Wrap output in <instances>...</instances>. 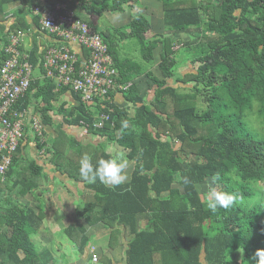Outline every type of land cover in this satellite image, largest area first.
<instances>
[{"label":"trees","instance_id":"16d2710c","mask_svg":"<svg viewBox=\"0 0 264 264\" xmlns=\"http://www.w3.org/2000/svg\"><path fill=\"white\" fill-rule=\"evenodd\" d=\"M18 1L30 9L35 0H0V22L4 21L2 6ZM139 1L47 3L71 4L77 10L76 19L96 31L90 17L122 13L126 5ZM157 1L163 9L160 34L146 36L151 24L141 12L123 27L96 31L108 47L119 83L130 84L122 95L135 107L132 115L109 99L96 100V106L90 107L70 88L57 89L45 77V54L35 46L26 54L32 68L42 71V79L31 80L16 107L32 109L43 126L53 125L55 112L62 116L48 148L42 136L34 135L36 149L51 154L54 169L83 183L94 197L63 233L82 255L90 242L87 227L101 225L108 232V249L125 245L124 264H256V251L264 250V137L258 138L245 119L255 112L264 129V0ZM17 31L26 33V28L12 24L0 36ZM181 36L189 39L180 40ZM2 41L7 44L1 36ZM126 41H133L140 61L119 54ZM159 47L158 77L151 69ZM4 59L0 48V65ZM187 63L196 68L180 74L179 68ZM141 76L153 90L148 100L138 87ZM181 87L186 91H180ZM67 91L77 102L70 110L64 104L56 106ZM198 98L204 108L198 107ZM101 113L108 114L109 120L95 130L92 124ZM125 119L130 127L121 135ZM70 127L84 128L101 141L84 144L67 132ZM105 143L123 148L134 162L128 183L88 184L81 176L79 162L85 154L94 166L99 159L112 157L105 152ZM22 152L20 145L4 180L0 176V229L6 228L0 233V264H55L51 253L38 252L31 241L43 224L44 210L36 212L20 202L45 185L43 167L29 159L24 174L17 180L11 178ZM216 174L220 176L214 185L218 190L244 197L257 191L259 201L213 213L197 186ZM183 177L190 183L185 185ZM142 221H146L144 228ZM99 261L114 264L104 255Z\"/></svg>","mask_w":264,"mask_h":264},{"label":"crops","instance_id":"0c3cea01","mask_svg":"<svg viewBox=\"0 0 264 264\" xmlns=\"http://www.w3.org/2000/svg\"><path fill=\"white\" fill-rule=\"evenodd\" d=\"M62 4V3H56ZM54 4V5H56ZM48 5L47 0H35L30 9L25 8L22 2H12L2 6V15L4 16V21L0 22V32H6L12 24L18 23L20 26L26 28V36L23 39V43L20 46L22 54H28L30 49L34 46L38 48V52L42 55L50 48H63L66 47L78 55V58L81 61L88 59V51L76 44L73 41H66L50 35L47 32L43 31L40 27L38 16L34 15L32 8L36 6ZM68 10L73 13H76L75 7L66 6ZM137 12L144 14L150 24H151V35L146 36L151 38L154 34H160L164 30L163 25V9L162 4L157 0H140L135 6L126 5L124 12L122 13H111L105 12L102 17L95 18L90 17L91 22L93 23L96 31L104 30L108 27L119 28L127 25L133 15ZM34 21H36L34 23ZM9 35L7 34L2 37H5L6 42L8 43ZM0 36V38H1ZM5 42H0V48L5 47ZM137 49L134 48L133 41H126L122 43L120 47L119 54L122 57H128L132 59H139L136 56ZM42 55V56H43ZM160 57V47L154 51V65L157 68ZM137 61V60H136ZM140 61V60H139ZM151 71L159 77L157 72ZM35 73V74H34ZM33 79H42V71L39 68H33L32 80ZM139 83L140 93L146 95L147 100L152 98L153 90L149 88L148 80L145 76H141L137 79ZM64 104L67 110L72 109L77 105L76 100L73 98L71 92H65L59 99L56 106ZM113 105H116L120 108H125L132 115L134 113L135 107L127 102H125L122 94H115ZM33 111L32 109H30ZM30 111V112H31ZM61 115L58 112H55L53 115V125L44 126L45 135L42 134V142L46 144L45 148H48L53 140L54 129L61 121ZM74 128L73 133H71L78 141L87 144H97L101 141L98 137L91 136L87 133L84 128L71 127ZM78 128V129H77ZM50 137V139H49ZM49 139V140H48ZM34 133L31 129H27L24 140L21 144L23 152L21 154L20 160L14 169L11 178L12 180L19 179L24 172L26 171V166L30 159H35L43 167V172L46 175L45 185L41 186L34 194H27L25 197L20 198V202L23 205H28L33 208L36 212L39 208L44 210V220L43 224L36 234H33L34 240L39 244L40 248H37L38 252H49L56 259L55 264H89L90 262V253L94 251L98 253L99 256H107L112 260L114 264H124V250L125 245L120 246L114 250L106 248L105 251H101L95 244L96 239L107 238L108 244V232L101 226L96 225L93 227H87V234L90 237V242L87 248L84 251V254H80L75 248L70 245L67 239H63L62 242L58 240V233L64 231L69 225L73 224L77 219V213L79 210L83 209L87 203L94 201L93 193L84 187V184L81 182H74L69 179L66 175L58 173L52 163L50 162L51 154L46 153L45 150L35 151L34 149ZM105 152L111 156H114L115 153L119 152L127 158V151L113 143H105ZM128 168L126 172L129 179L124 183H128L130 180L131 173L134 168V162L129 161ZM4 180V179H3ZM107 186L114 187L111 184L105 183ZM203 198V197H202ZM72 211V212H71ZM146 221L141 222V227L144 228ZM6 228L2 227L0 233L4 232ZM66 237V236H65ZM67 248V250H66ZM64 257H67V261L64 262ZM61 261V263H59Z\"/></svg>","mask_w":264,"mask_h":264},{"label":"built area","instance_id":"2783aa9c","mask_svg":"<svg viewBox=\"0 0 264 264\" xmlns=\"http://www.w3.org/2000/svg\"><path fill=\"white\" fill-rule=\"evenodd\" d=\"M39 17L40 27L50 35L73 41L88 51V59L81 61L72 50L50 48L44 55L45 77L54 81L56 88L68 87L81 96L90 107L101 100L127 91L129 85L118 81L119 73L102 37L89 25L76 19L75 14L63 4L43 5L32 8ZM26 33L17 31L9 35L5 45V59L0 65V176L4 179L12 165L14 153L22 144L27 129L42 136L44 128L39 115L16 107L28 91L33 68L20 46ZM113 94V98L109 97ZM98 100V102L96 101ZM109 120L106 113L98 114L92 126L101 129ZM100 256L92 251L89 264H101Z\"/></svg>","mask_w":264,"mask_h":264},{"label":"clouds","instance_id":"9594fccd","mask_svg":"<svg viewBox=\"0 0 264 264\" xmlns=\"http://www.w3.org/2000/svg\"><path fill=\"white\" fill-rule=\"evenodd\" d=\"M130 127V123L127 119L121 121L122 135L124 130ZM80 174L88 184H95L97 181L101 183L111 184L113 186H119L129 179L126 169L128 168V160L122 153H115L109 159H99L94 166L87 154H85L80 160ZM220 179L219 174L214 175L211 178V182L208 185V191L206 194L207 208L215 213L219 208L229 209L235 205L241 204L244 201V196L236 192L220 191L214 185ZM183 183L185 185L190 183L187 177H183ZM256 264H264V250H257L255 253Z\"/></svg>","mask_w":264,"mask_h":264},{"label":"rangeland","instance_id":"374dc122","mask_svg":"<svg viewBox=\"0 0 264 264\" xmlns=\"http://www.w3.org/2000/svg\"><path fill=\"white\" fill-rule=\"evenodd\" d=\"M133 16H134V15H133ZM148 35H151V32L148 33ZM188 39H189L188 36H181V37H180V40H183V41H186V40H188ZM179 46H180V45H179ZM136 56L139 57V59H135V60L139 61V60H140V55H139L138 52H137ZM195 68H196V65H192V64H190V63H187L186 66H184V67H180L179 70H178V72H179L180 74H182V73H187L188 71H191V70L194 71ZM152 70L155 71V72H157V68L155 67L154 64H153V66H152ZM32 73H33V72H32ZM157 73H158L159 76H160V73H159V72H157ZM34 74H35V73H34ZM189 85H190V84H189ZM175 86H178V84H175ZM188 87H189V86H188ZM179 90H180V91H186V89H184V88H182V87H181ZM151 95H152V97H153V94H151ZM197 104H198V107H200V108H204V107H205V104L202 102L201 98H198ZM254 113H255V112H254ZM254 113H253V116H252V115H251V116L248 115V116L246 117L245 121H246V123H247L248 128H249V129H250L255 135H257L258 138H263V137H264V129H263L262 123H261L260 120H258V119L256 118V116L254 115ZM36 115H38V114L36 113ZM77 129H78V128H77ZM73 130H74V128H71V127H70V128L67 129V132H68L69 134H71V133H73ZM83 130H85V129H83ZM71 135H72V134H71ZM49 139H50V137H49ZM49 139H48V140H49ZM174 147L176 148L177 146L174 145ZM34 149H35V151L37 150L35 145H34ZM37 151H38V150H37ZM28 158L30 159L31 156L29 155ZM210 182H211V180H206L203 184H200V185L197 186V187H198V191H199L200 195L203 197V199H206V194H207V191H208V185H209ZM254 186H255V184L252 185L253 188H254ZM263 187H264V186H263ZM260 197H261V193H259V192L256 191V195H252V196H250V197H244V201H243V203H241V205L246 206V207H250V206L254 205L256 202H258L259 199H260ZM71 212H72V211H71ZM64 238L67 239V238L65 237L63 231L59 232V233H58V240H59V242H62ZM31 241L33 242V244L35 245V247L40 248L38 242L36 241V238H35V240H34V236L31 237ZM95 244L97 245V247H98L101 251H105L106 248H107V238L104 237V238H102V239H96ZM70 245H71V244H70ZM66 250H67V248H66ZM63 261L66 262V261H67V257H64V260H63ZM59 263H61V261H60ZM61 264H63V263H61Z\"/></svg>","mask_w":264,"mask_h":264}]
</instances>
